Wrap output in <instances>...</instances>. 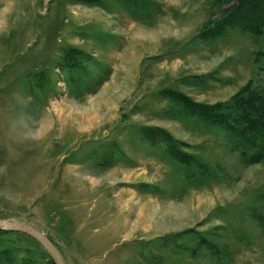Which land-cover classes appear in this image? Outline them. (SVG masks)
<instances>
[{
    "label": "rangeland",
    "instance_id": "374dc122",
    "mask_svg": "<svg viewBox=\"0 0 264 264\" xmlns=\"http://www.w3.org/2000/svg\"><path fill=\"white\" fill-rule=\"evenodd\" d=\"M251 1L0 0V218L67 264H264V161L229 124L264 120ZM0 264L54 262L1 230Z\"/></svg>",
    "mask_w": 264,
    "mask_h": 264
},
{
    "label": "trees",
    "instance_id": "16d2710c",
    "mask_svg": "<svg viewBox=\"0 0 264 264\" xmlns=\"http://www.w3.org/2000/svg\"><path fill=\"white\" fill-rule=\"evenodd\" d=\"M237 7H247V3H251V0H242ZM245 4V5H244ZM239 9V10H240ZM236 10H232L230 13L236 14ZM264 15H261V21L258 22V27H264ZM257 27V28H258ZM230 115V114H229ZM232 115H235L232 113ZM242 117L239 119L235 115V119H231L232 127L230 132L233 133V136L238 139L240 146L242 143L246 147H241V151L245 157L248 158V161L258 162L264 161V120L263 118L255 112H246L242 113ZM238 119V120H237ZM229 119L226 117L225 122L228 123ZM1 231V230H0Z\"/></svg>",
    "mask_w": 264,
    "mask_h": 264
},
{
    "label": "water",
    "instance_id": "95a60500",
    "mask_svg": "<svg viewBox=\"0 0 264 264\" xmlns=\"http://www.w3.org/2000/svg\"><path fill=\"white\" fill-rule=\"evenodd\" d=\"M0 230L24 232L36 239L49 253L54 264H67L57 245L45 233L16 218H0Z\"/></svg>",
    "mask_w": 264,
    "mask_h": 264
}]
</instances>
